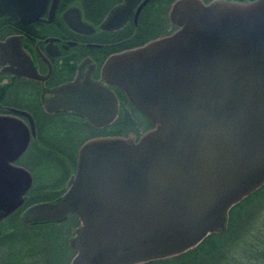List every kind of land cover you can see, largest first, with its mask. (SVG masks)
Listing matches in <instances>:
<instances>
[{
    "label": "water",
    "instance_id": "95a60500",
    "mask_svg": "<svg viewBox=\"0 0 264 264\" xmlns=\"http://www.w3.org/2000/svg\"><path fill=\"white\" fill-rule=\"evenodd\" d=\"M170 16L173 34L103 68L152 128L86 141L66 192L20 214L26 226L76 216L69 264L182 255L264 185V0H176ZM30 185L27 171L0 168V221Z\"/></svg>",
    "mask_w": 264,
    "mask_h": 264
},
{
    "label": "flooded vegetation",
    "instance_id": "af4514ba",
    "mask_svg": "<svg viewBox=\"0 0 264 264\" xmlns=\"http://www.w3.org/2000/svg\"><path fill=\"white\" fill-rule=\"evenodd\" d=\"M175 1L0 0V168L31 176L24 202L9 216L20 219L28 206L59 199L86 141L129 134L137 140L152 128L103 68L173 34Z\"/></svg>",
    "mask_w": 264,
    "mask_h": 264
},
{
    "label": "rangeland",
    "instance_id": "374dc122",
    "mask_svg": "<svg viewBox=\"0 0 264 264\" xmlns=\"http://www.w3.org/2000/svg\"><path fill=\"white\" fill-rule=\"evenodd\" d=\"M13 221L14 219L9 220L7 217L0 223V228L3 229ZM231 222V229L226 236L213 239L212 246L205 247V252L214 253V256H207L210 261L202 257L203 254L196 257L194 253L183 257L184 264L189 261V264H264V189L238 209ZM76 227L77 225L61 226L66 229L62 230L61 237H65L69 248L68 240L73 236ZM50 231L47 228L29 227L12 234L10 244L14 256L19 255L20 264H59L60 252L54 247L57 245L52 243L54 238ZM58 239H61L60 236ZM73 255L74 253L70 259Z\"/></svg>",
    "mask_w": 264,
    "mask_h": 264
},
{
    "label": "trees",
    "instance_id": "16d2710c",
    "mask_svg": "<svg viewBox=\"0 0 264 264\" xmlns=\"http://www.w3.org/2000/svg\"><path fill=\"white\" fill-rule=\"evenodd\" d=\"M262 189H264V185L258 189L257 191H255L253 194L249 195L248 197H246L245 199H243L240 203L236 204L235 206H233L229 212V223L227 226V229L224 232L221 233H215V234H211L209 236H207L196 248L182 254L176 257H172L169 259H163V260H157V261H151L145 264H184L185 261H183V257L185 256H191V254H194V256H198L199 254H203L202 257H205L208 259V261H210V259L207 256H211L214 253L213 252H205L206 249L205 247L207 245H211L214 242V240L218 239V237L220 236H226L230 229H231V225H232V216L234 215V213L242 208V206L247 203L252 197H255L258 193H260L262 191ZM9 220L14 219V221L11 224H7V226L4 229H0L1 234H0V264H20L19 263V255L14 256L13 254V248L11 246V236L12 234H14V232H18V231H24L26 230V228L29 227H33V228H37V229H42V228H47L50 229L52 236L54 239H52V243H54L57 246H54L59 252H60V256L61 259L59 261V264H69V259L71 257V255L74 253V251L72 249H70L67 245H66V239L65 237L62 238L61 234H62V230H66L61 228L62 225H66V226H70V227H74L75 225H78V220L76 219V217L74 219H69L67 222L62 223L61 225L58 223H45V224H33L30 226H26L23 225L20 221V219L18 218L17 215H11L8 217ZM73 220V221H72ZM69 221H72V223ZM60 236L61 239H58ZM27 237V236H25ZM60 243V245H59ZM14 244V243H12ZM205 244V245H204ZM61 246V247H60ZM203 246V247H202ZM61 248V250H60ZM201 248V249H200ZM200 249V250H199ZM180 259V260H179ZM21 260V259H20ZM62 260V261H61ZM190 262V261H189ZM189 262L187 264H189Z\"/></svg>",
    "mask_w": 264,
    "mask_h": 264
},
{
    "label": "clouds",
    "instance_id": "9594fccd",
    "mask_svg": "<svg viewBox=\"0 0 264 264\" xmlns=\"http://www.w3.org/2000/svg\"><path fill=\"white\" fill-rule=\"evenodd\" d=\"M252 2H254V0H249V3H252Z\"/></svg>",
    "mask_w": 264,
    "mask_h": 264
}]
</instances>
